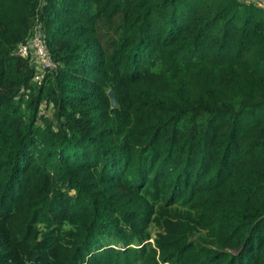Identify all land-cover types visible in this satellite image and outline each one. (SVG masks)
<instances>
[{
    "label": "trees",
    "instance_id": "1",
    "mask_svg": "<svg viewBox=\"0 0 264 264\" xmlns=\"http://www.w3.org/2000/svg\"><path fill=\"white\" fill-rule=\"evenodd\" d=\"M0 264H264V10L0 0Z\"/></svg>",
    "mask_w": 264,
    "mask_h": 264
},
{
    "label": "built area",
    "instance_id": "2",
    "mask_svg": "<svg viewBox=\"0 0 264 264\" xmlns=\"http://www.w3.org/2000/svg\"><path fill=\"white\" fill-rule=\"evenodd\" d=\"M243 3H249L264 10V0H240ZM16 55L30 59L34 66L35 73L32 79L33 84H40L45 72L55 69L47 49L44 29L41 22L35 17L34 24L31 27L28 38L20 43L16 49Z\"/></svg>",
    "mask_w": 264,
    "mask_h": 264
},
{
    "label": "rangeland",
    "instance_id": "3",
    "mask_svg": "<svg viewBox=\"0 0 264 264\" xmlns=\"http://www.w3.org/2000/svg\"><path fill=\"white\" fill-rule=\"evenodd\" d=\"M246 4H249V3H246ZM252 5V4H251ZM257 7V6H256ZM260 9V8H259ZM40 114H43V115H45V117H48V118H50V119H52V110L50 109V108H48L47 110L42 106V109H41V111H40ZM150 230L152 231V232H155L156 231V229L155 228H153V227H150Z\"/></svg>",
    "mask_w": 264,
    "mask_h": 264
},
{
    "label": "water",
    "instance_id": "4",
    "mask_svg": "<svg viewBox=\"0 0 264 264\" xmlns=\"http://www.w3.org/2000/svg\"><path fill=\"white\" fill-rule=\"evenodd\" d=\"M108 97H109V99H110L111 105H112V106H115L116 100H115L114 93H113L112 90H110V91L108 92Z\"/></svg>",
    "mask_w": 264,
    "mask_h": 264
}]
</instances>
